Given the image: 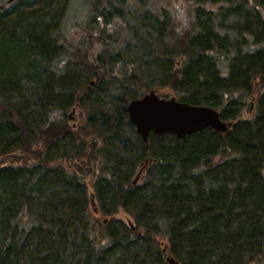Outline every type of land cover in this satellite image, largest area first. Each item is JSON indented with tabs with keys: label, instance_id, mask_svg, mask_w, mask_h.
<instances>
[{
	"label": "trees",
	"instance_id": "obj_1",
	"mask_svg": "<svg viewBox=\"0 0 264 264\" xmlns=\"http://www.w3.org/2000/svg\"><path fill=\"white\" fill-rule=\"evenodd\" d=\"M86 1L73 45L67 0H0V264H264V0ZM163 88L231 125L144 143Z\"/></svg>",
	"mask_w": 264,
	"mask_h": 264
},
{
	"label": "water",
	"instance_id": "obj_2",
	"mask_svg": "<svg viewBox=\"0 0 264 264\" xmlns=\"http://www.w3.org/2000/svg\"><path fill=\"white\" fill-rule=\"evenodd\" d=\"M128 119L135 131L147 142L149 133L173 134L178 139L205 127L225 132L231 122L223 121L217 109L206 105H191L174 97L163 98L154 91L130 100L126 105ZM170 264H175L169 259Z\"/></svg>",
	"mask_w": 264,
	"mask_h": 264
},
{
	"label": "rangeland",
	"instance_id": "obj_3",
	"mask_svg": "<svg viewBox=\"0 0 264 264\" xmlns=\"http://www.w3.org/2000/svg\"><path fill=\"white\" fill-rule=\"evenodd\" d=\"M128 4L133 7L135 6L134 0H127ZM158 6L165 5V7L171 9V11L175 15V21L177 24L176 28L180 30H184L189 27L190 20L192 16V4L189 0H152ZM88 16V4L86 0H67L65 11L62 15L61 21V33L65 38L66 42L69 44L75 45V43H79L81 41V37L84 33V27L86 23V18ZM179 30V31H180ZM88 50H91L89 48ZM224 63V59H222ZM160 96H164L167 98L173 97L174 93L170 89L163 88L158 91ZM249 101V98L246 99ZM248 105V104H247ZM248 112L244 109L242 111V117L247 116ZM67 116L69 122L71 124H76L79 120V110L77 107H73L67 112ZM10 160V158H7ZM91 190H89V195ZM91 200V199H90ZM92 201H90L91 203ZM91 213L95 217H99L100 215L95 212L93 202L90 204ZM114 218L120 219L124 222H132V218L124 212L122 209H118L115 214H113ZM159 239H162L161 237Z\"/></svg>",
	"mask_w": 264,
	"mask_h": 264
},
{
	"label": "bare ground",
	"instance_id": "obj_4",
	"mask_svg": "<svg viewBox=\"0 0 264 264\" xmlns=\"http://www.w3.org/2000/svg\"><path fill=\"white\" fill-rule=\"evenodd\" d=\"M191 105H193V104H191ZM224 121V120H223ZM225 122H230V121H225ZM229 127V126H228Z\"/></svg>",
	"mask_w": 264,
	"mask_h": 264
}]
</instances>
